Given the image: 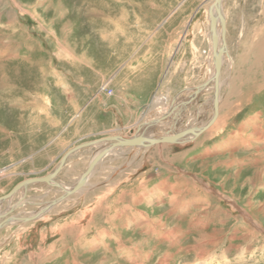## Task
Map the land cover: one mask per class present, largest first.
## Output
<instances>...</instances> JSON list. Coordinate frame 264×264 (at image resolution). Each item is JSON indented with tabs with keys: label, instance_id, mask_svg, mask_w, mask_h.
I'll return each instance as SVG.
<instances>
[{
	"label": "rangeland",
	"instance_id": "1",
	"mask_svg": "<svg viewBox=\"0 0 264 264\" xmlns=\"http://www.w3.org/2000/svg\"><path fill=\"white\" fill-rule=\"evenodd\" d=\"M212 2L0 0V197L51 173L79 144L145 132L159 113L166 122L147 136L200 127L213 111ZM221 5L234 60L221 69L223 128L139 146L134 158L129 147L109 151L87 195L55 202L45 218L1 224L0 264H264V56L250 53L264 0ZM230 101L239 105L223 106ZM105 143L69 154L55 181L75 184ZM75 161L83 163L67 173ZM62 194L31 183L0 203V221Z\"/></svg>",
	"mask_w": 264,
	"mask_h": 264
},
{
	"label": "bare ground",
	"instance_id": "2",
	"mask_svg": "<svg viewBox=\"0 0 264 264\" xmlns=\"http://www.w3.org/2000/svg\"><path fill=\"white\" fill-rule=\"evenodd\" d=\"M222 6L223 5H221L220 4V14H221V16H222V19L224 20V23H225V42H226V30H227V27H226V15L224 14V12H223V10L224 9H222ZM207 12V11H206ZM208 13V12H207ZM206 13V14H207ZM209 14V13H208ZM208 22H209V15H208ZM217 35L219 36V38H218V46H220V44H221V39H220V23H219V20H217ZM208 29H209V27H208ZM259 31H261V34L259 35V37L258 38H256V40H254V43H253V45L250 47V48H252V49H250V53H252V56H253V58L252 59H254V60H259V59H261L263 56H264V27L262 28V27H260V30ZM210 33H208V39H209V53H208V61H209V64H210V62H211V64H212V66H211V68L213 69V71L212 72H210V75L207 77V78H209V80L211 79V77L213 76V74H214V66H213V62H212V51H211V40H210ZM110 36V35H109ZM111 37V36H110ZM226 47H227V44H226ZM251 56V57H252ZM228 57H230V55L228 54V49H227V52H225L224 54H223V56H222V62H221V69H222V66H223V63H225V61H227L228 60V62H229V64L230 65H233V63H234V60H232V59H229ZM249 57V56H248ZM251 59V58H250ZM208 65V64H207ZM232 67V66H231ZM210 68V69H211ZM264 77V76H263ZM235 78V77H234ZM264 79V78H263ZM212 83V82H211ZM221 71H220V76H219V90H218V95H217V106H218V116H216L214 119H212V114H213V111H212V114L210 115V117L208 116V119L202 124V125H200V127H193V126H191L192 128H194V129H192L193 130V132L194 133H198V132H196L198 129H201L204 125H206L207 123H209V124H207V126L204 128V129H202L201 131H199V133L200 132H202V134L204 135V133H205V137H207V136H209V135H211V134H215L216 132H218L219 130H221L222 128H223V126L226 124V120H225V116H222L221 118H219V107H220V100L222 99V97H223V95H221V92H220V85H221ZM209 84V83H208ZM211 85V84H210ZM212 85H213V83H212ZM233 85V84H232ZM203 86V85H202ZM209 86V85H208ZM207 87V86H206ZM236 87V86H235ZM229 88V87H228ZM192 89V88H191ZM203 89H204V87H203ZM228 91V90H227ZM235 93V91H232L231 89H230V92H229V95L230 96H233V94ZM236 94V93H235ZM177 95V94H176ZM242 95H243V93H242ZM236 96H238L236 99H239V97H242L240 94H236ZM167 96H162V97H160V96H155L154 97V100L152 101L154 104H160V103H162V105H164L165 104V101L167 100ZM244 99V98H243ZM239 101V100H238ZM213 102V101H212ZM212 104V103H211ZM236 104H238V102H227V103H224L223 104V106L224 107H228V108H231V106H232V108H234L235 106H236ZM172 105H176V103H174V104H172ZM184 105H185V103H184ZM239 105V104H238ZM170 107H172V106H170ZM177 107V106H176ZM205 106H202V108H201V110L204 108ZM173 108V107H172ZM212 108H213V106H212ZM162 111H166V110H164V108H163V110H161V112ZM151 113H153L152 111L149 113V114H151ZM172 115V114H171ZM170 115V116H171ZM177 116V115H176ZM154 118H155V116H153ZM160 117V113L157 115V119H154L153 118V121L154 122H152V125L150 126V127H148V128H146L147 129V131L149 132V133H155V131L157 130V129H159L161 126H162V124L164 123V122H166L165 120H162V119H160L159 118ZM227 117V116H226ZM158 118L160 119V120H162V121H160V123H156L157 121H155V120H158ZM185 119V118H184ZM177 120H178V118H177ZM211 120H212V122H211ZM149 121V120H148ZM190 121V120H189ZM170 122V121H169ZM146 123V122H145ZM199 122H197V124H198ZM134 126V125H133ZM172 126V125H171ZM163 127V126H162ZM140 128V127H139ZM190 128V127H189ZM189 128H183V129H180V130H178V131H174V132H171V133H169L168 132V134H166V135H173V134H176V133H178V132H181V131H184L185 129H189ZM146 129H145V132H142L141 131V133H138L137 135L138 136H144V137H152V138H159V137H162V136H147L146 135ZM171 129V128H170ZM133 130H134V128H133ZM255 131H257L256 129H255ZM145 133V134H144ZM194 133H191V132H186L185 134H183L181 137H179V138H177L176 140H174V142H185V138H193V136H192V134H194ZM198 133V134H199ZM119 136H122V135H119ZM194 136H196L195 134H194ZM202 136V135H201ZM124 137V136H123ZM205 137H202V138H205ZM202 138L200 139L199 137H198V139L196 138V140L194 141V143H193V145H197L199 142H201L202 141ZM182 139L184 140V141H182ZM259 140V139H258ZM93 141H95V140H90V141H87V142H85L86 144L87 143H89V142H93ZM191 141V140H190ZM166 143V142H165ZM172 143V142H171ZM84 144V143H83ZM85 144V145H86ZM92 144H94V143H92ZM92 144H89V145H92ZM106 144V145H105ZM104 145L105 146H103V147H100L101 149H99V150H97V153L100 151V150H103V149H106V147L109 145L108 143H105ZM156 144H158V143H156ZM155 144V145H156ZM80 145H82V144H79L78 146H80ZM83 145V146H81V147H79L78 149H75L74 151H76V150H79V149H81L82 150V148H84V147H88L89 145ZM154 145V144H153ZM153 145H151V147L153 146ZM190 145V144H189ZM76 147V146H75ZM86 147V148H87ZM119 147H124V146H116V147H114V148H110L108 151H107V153L110 151L112 154L115 152V151H117L118 149H120ZM125 147H129L130 148V151H131V154L134 152V154L132 155L133 157L132 158H134V157H136L135 155H137V153L140 151V147L139 146H125ZM176 147V146H175ZM123 149H125V148H122V150ZM146 149V148H145ZM70 150V149H69ZM69 150H67V151H69ZM66 151V152H67ZM74 151H72V152H74ZM160 151V150H159ZM158 151V152H159ZM71 152V153H72ZM70 153V154H71ZM75 153V152H74ZM96 153V154H97ZM106 153V154H107ZM105 154V155H106ZM94 156H95V153L91 156V159L90 160H92L93 158H94ZM110 157V156H109ZM103 159V158H102ZM101 160V159H100ZM173 160V159H172ZM106 161V160H105ZM105 161H103V162H105ZM126 161V160H125ZM88 162V161H87ZM90 162V161H89ZM102 162V163H103ZM108 162V161H107ZM110 162H111V160H110ZM145 162V161H144ZM83 162L82 161H80V162H78V161H75L74 163H73V165L70 167V168H68L67 169V173H71V171H73V169L74 168H76V167H78L79 165H81ZM101 163V162H100ZM101 163V164H102ZM157 163V162H156ZM72 164V163H71ZM88 165V164H87ZM98 165H100L99 164V162H97V164H95V166L97 167V168H99V167H102L101 165L98 167ZM57 166V165H56ZM84 166H85V164H84ZM93 167V168H95L96 169V167ZM157 166H158V164H157ZM110 167V166H109ZM62 168V167H61ZM60 168V169H61ZM94 169V170H95ZM98 170V169H97ZM3 171H4V169H1L0 170V173H3ZM92 171V170H91ZM170 171V170H169ZM5 172V171H4ZM59 172V171H58ZM57 172V173H58ZM96 172V171H95ZM171 172V171H170ZM173 172V171H172ZM56 173V174H57ZM91 174H89V175H87V177H86V180H85V182L83 183V185L77 190V191H75V192H73V193H77V194H84L83 193V191H85V187L86 186H88V182H87V180H89L90 178H91V176L93 175V173H94V171L93 172H90ZM83 174V173H82ZM82 174H80L79 175V177H78V179L80 178V176L82 175ZM123 174V173H122ZM47 175V174H46ZM46 175H43V176H46ZM123 176V175H122ZM141 176H143V175H141ZM38 177H42V176H38ZM55 177V176H54ZM54 177L49 181L50 183H46V184H49V185H54V184H56V185H58V187L63 191V189H70V188H72L73 187V185H71V186H67V185H65V184H59V183H57L56 181H55V179H54ZM35 178V177H34ZM115 180H117V179H115ZM78 181V180H77ZM76 181V182H77ZM116 182H118V181H116ZM115 182V183H116ZM44 184H45V182H44ZM112 184H113V182L112 183H110L109 185H106L105 187H103L102 189L103 190H107L108 188H111V186H112ZM26 187H27V185L26 186H22V187H20L19 189H18V191L20 190V189H22V191H25V189H26ZM113 187V186H112ZM195 187V186H194ZM101 189V190H102ZM17 192V191H16ZM15 192V193H16ZM85 192H87V190L85 191ZM14 193V194H15ZM13 194V195H14ZM72 194V193H71ZM71 194H69V195H71ZM110 194V193H109ZM202 194H204V197H206V198H210V195L206 192V191H204V193H202ZM12 195V196H13ZM68 195V196H69ZM84 195H87V194H84ZM12 196H10L9 198H11ZM22 196V195H21ZM78 196V195H77ZM89 196V195H88ZM91 196V195H90ZM71 197V196H70ZM9 198H7V199H9ZM89 198V197H88ZM95 198V197H94ZM99 198V197H98ZM22 200H25V199H22ZM87 201V200H86ZM2 201H0V203H1ZM20 202H22V201H20ZM99 202V201H98ZM55 205V204H54ZM93 205V204H92ZM51 206H50V204H48V202H46L45 204H43L42 205V207H40L41 208V210L37 213V211L36 212H33V213H30L29 215L30 216H25V217H21V218H19V217H9V218H6L3 222L2 221H0V225L1 224H3V223H5V222H8V221H10L11 220V222H12V220H25V218H29V219H36V218H39V217H42V218H45V215H44V213L46 212V210H48L49 208H50ZM245 207H248V208H250L251 206L249 205V204H247V205H245ZM85 209V208H84ZM88 210V209H87ZM85 212V211H84ZM90 212H91V209H90ZM89 212V213H90ZM1 213V212H0ZM36 213V214H35ZM88 213V214H89ZM1 215V214H0ZM4 215H5V213H4ZM14 218V219H13ZM120 218V217H119ZM82 229V228H81ZM103 230V229H102ZM84 231V230H83ZM101 232V231H100ZM82 233V232H81ZM35 237V236H34ZM147 258V257H146ZM169 258V257H168ZM168 260V259H167ZM162 264V263H161ZM166 264V263H165Z\"/></svg>",
	"mask_w": 264,
	"mask_h": 264
},
{
	"label": "water",
	"instance_id": "3",
	"mask_svg": "<svg viewBox=\"0 0 264 264\" xmlns=\"http://www.w3.org/2000/svg\"><path fill=\"white\" fill-rule=\"evenodd\" d=\"M222 0H213L212 4L208 8V15H209V33H210V40H211V51H212V62L214 66V74L211 77L210 80H207L206 83L212 82L213 83V114H212V119H214L217 114H218V106H217V95H218V90H219V76H220V71H221V62H222V56L225 52H227V47H226V42H225V23L224 20L222 19V16L220 14V4ZM217 20H219L220 23V39H221V44L218 46V38L219 36L217 35ZM205 83V84H206ZM212 122V120H211ZM210 123V122H209ZM207 123V124H209ZM204 125L201 129H198L196 132L199 133L202 129H204L206 126ZM186 132H191L194 133L191 128L185 129L184 131L178 132L173 135H166L162 136L159 138H152V137H144V136H138L137 133H134L130 137H123L119 135H114V136H107L101 139H98L97 141L89 142V143H84L80 146L73 147L69 151H67L59 160L57 166L54 168V170L47 174L46 176L42 177H33L29 179H25L18 184H16L6 195H3L0 197V201L6 200L10 196H12L20 187L29 185L31 183H50L49 181L56 175V173L60 170V168L63 166L66 158L68 155L74 151L75 149H78L79 147L83 145H89L92 143L96 142H109L108 146L106 149L100 150L92 160H90L85 172L80 176L78 181L73 185L72 188L70 189H63V194L57 198L54 201L48 202L50 206L54 204L55 202L64 199L67 197L69 194L77 191L85 182L87 175L90 174L91 170L97 164V162L107 153V151L110 148H114L116 146H151L156 143H162V142H174L177 138L181 137L183 134ZM133 133V131H131ZM197 133V134H198ZM197 135L196 133H194ZM85 145V146H86ZM38 213V212H37ZM29 218H25V220H28ZM1 226V225H0Z\"/></svg>",
	"mask_w": 264,
	"mask_h": 264
},
{
	"label": "crops",
	"instance_id": "4",
	"mask_svg": "<svg viewBox=\"0 0 264 264\" xmlns=\"http://www.w3.org/2000/svg\"><path fill=\"white\" fill-rule=\"evenodd\" d=\"M148 97H149V96H146V95H145V96H142L143 99H146V98H147V101L149 102L150 99H149ZM116 112H117V113H120L117 109H116ZM121 114H122V113H121ZM162 143H165V142H162Z\"/></svg>",
	"mask_w": 264,
	"mask_h": 264
}]
</instances>
